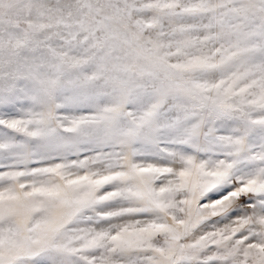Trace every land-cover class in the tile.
I'll return each mask as SVG.
<instances>
[{
	"label": "snow or ice",
	"instance_id": "6c2138e0",
	"mask_svg": "<svg viewBox=\"0 0 264 264\" xmlns=\"http://www.w3.org/2000/svg\"><path fill=\"white\" fill-rule=\"evenodd\" d=\"M0 264H264V0H0Z\"/></svg>",
	"mask_w": 264,
	"mask_h": 264
}]
</instances>
